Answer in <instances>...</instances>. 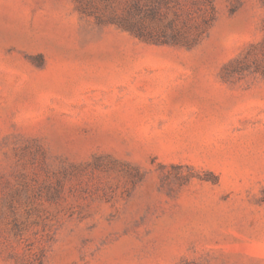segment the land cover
<instances>
[{
  "label": "rangeland",
  "instance_id": "rangeland-1",
  "mask_svg": "<svg viewBox=\"0 0 264 264\" xmlns=\"http://www.w3.org/2000/svg\"><path fill=\"white\" fill-rule=\"evenodd\" d=\"M0 264H264V0H0Z\"/></svg>",
  "mask_w": 264,
  "mask_h": 264
}]
</instances>
